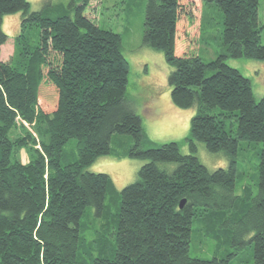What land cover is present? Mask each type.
<instances>
[{
    "label": "trees",
    "instance_id": "16d2710c",
    "mask_svg": "<svg viewBox=\"0 0 264 264\" xmlns=\"http://www.w3.org/2000/svg\"><path fill=\"white\" fill-rule=\"evenodd\" d=\"M91 1H48L33 11L28 0H0V47L9 39L5 17L22 15L12 60L0 59V264H85L81 220L89 207L99 219L90 264H231L247 245L253 264H264V147L258 193L250 184L236 192L242 143L264 145V96L257 101L252 80L226 62L264 61L260 0H201L199 43L212 30L208 14L219 10L223 18L221 53L209 62L183 31L197 10L186 0H147L143 45L164 53L173 104L198 110L185 139L190 154L178 142L149 141L127 99L131 65L122 36L88 16ZM183 44L189 48L181 52ZM118 134L133 138L130 158L148 161L120 192L107 174L88 170L112 154ZM72 139L71 162L64 150ZM197 142L223 153L228 168L210 171L196 156ZM159 163L177 168L167 173ZM111 224L108 250L102 236ZM194 233L233 251L193 258Z\"/></svg>",
    "mask_w": 264,
    "mask_h": 264
},
{
    "label": "rangeland",
    "instance_id": "374dc122",
    "mask_svg": "<svg viewBox=\"0 0 264 264\" xmlns=\"http://www.w3.org/2000/svg\"><path fill=\"white\" fill-rule=\"evenodd\" d=\"M33 11L43 9L44 3L69 4L70 0H28ZM189 11L197 14L189 20V27H183L186 36L196 40L197 54L205 61L214 60L221 53V34L223 31V18L219 10L208 14V22L212 24L208 30L207 39L202 43L198 42L200 36V24L202 13L201 0H186ZM147 0H92L87 9L88 16L93 19L98 26L106 30H112L121 34L123 39V55L131 65L127 99L134 111L141 116L143 127L149 141L157 146L169 142H178L182 154H190L189 145L185 139L191 130L192 118L197 114V107L188 109L177 108L171 100L172 88L168 83L171 72L170 66L165 60L163 52L153 50L143 45L144 23L146 16ZM22 15L21 13L5 17L3 31L9 36L8 42L0 47V59L4 62H11L14 54L15 38L20 32ZM259 19L263 26L261 42L264 44V0H260ZM38 33L37 28L34 29ZM188 40L182 39L185 43ZM181 52L189 47L182 45ZM230 66L241 71L243 75L250 78L253 83L255 99L260 101L264 96V61H256L247 58L229 59L226 61ZM133 145V138L129 135H115L111 142L112 154L101 157L88 170L93 173L107 174L115 185V189L120 192L126 186L131 185L138 179L140 169L148 162L142 159L130 158L128 153ZM147 147V146H145ZM263 143H242V150L238 159V170L244 173L237 181V194H242L246 186L251 185L254 195L258 193L260 162L259 154L263 149ZM65 156L67 160L74 161L77 157L76 140L72 139L65 146ZM196 156L210 171L220 168H228L229 161L223 153H210L203 143L197 142ZM28 156L23 151L22 161L28 162ZM158 168L173 173L177 164L159 163ZM118 209H116V214ZM110 223L115 214V209L108 211ZM95 210L87 208L81 220L82 237L86 244L81 249V260L85 264H90V253L93 252V245L89 242L92 239L91 233L96 231ZM115 224L107 229L102 239L108 247L114 240ZM233 248L224 246L218 248L215 242L208 241L199 233H194L190 256L193 258L211 259L214 256L223 257L231 253ZM110 251L107 256L113 257ZM97 257V256H96ZM247 262V263H244ZM231 264H253L252 248H246L236 256Z\"/></svg>",
    "mask_w": 264,
    "mask_h": 264
},
{
    "label": "water",
    "instance_id": "95a60500",
    "mask_svg": "<svg viewBox=\"0 0 264 264\" xmlns=\"http://www.w3.org/2000/svg\"><path fill=\"white\" fill-rule=\"evenodd\" d=\"M186 202H187L186 199L181 200V202H180V208L181 209L185 206Z\"/></svg>",
    "mask_w": 264,
    "mask_h": 264
}]
</instances>
